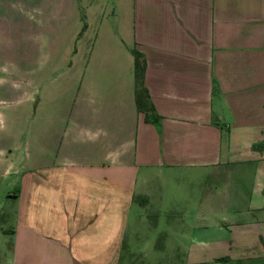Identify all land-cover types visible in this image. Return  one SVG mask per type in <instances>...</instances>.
Masks as SVG:
<instances>
[{
    "label": "crops",
    "instance_id": "1",
    "mask_svg": "<svg viewBox=\"0 0 264 264\" xmlns=\"http://www.w3.org/2000/svg\"><path fill=\"white\" fill-rule=\"evenodd\" d=\"M93 1L0 0V54L13 11L52 24L65 3L79 22L67 92L12 179L0 264H264V0Z\"/></svg>",
    "mask_w": 264,
    "mask_h": 264
},
{
    "label": "rangeland",
    "instance_id": "2",
    "mask_svg": "<svg viewBox=\"0 0 264 264\" xmlns=\"http://www.w3.org/2000/svg\"><path fill=\"white\" fill-rule=\"evenodd\" d=\"M7 6L20 10L18 3ZM13 13L17 19L15 25L6 20L8 30L0 54V107L5 114L0 121V138L5 139L8 161L6 179L0 181V237L8 236L6 231L12 230L17 221L18 204L11 198L12 179L23 157L28 156L31 131L58 109L67 92V70L79 27L77 14L65 3L54 13L60 21L56 19L52 24L42 21V25V16L36 17L35 12H31L32 18L27 13Z\"/></svg>",
    "mask_w": 264,
    "mask_h": 264
},
{
    "label": "trees",
    "instance_id": "3",
    "mask_svg": "<svg viewBox=\"0 0 264 264\" xmlns=\"http://www.w3.org/2000/svg\"><path fill=\"white\" fill-rule=\"evenodd\" d=\"M132 54L134 59V95L136 109L137 111L143 112L148 116V113L151 111V108L149 106L148 92L144 86V73L146 67L145 58L143 54H141L136 49L132 50Z\"/></svg>",
    "mask_w": 264,
    "mask_h": 264
}]
</instances>
